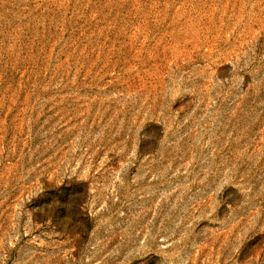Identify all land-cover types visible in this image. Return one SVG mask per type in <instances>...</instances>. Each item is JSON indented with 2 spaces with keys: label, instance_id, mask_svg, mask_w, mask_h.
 <instances>
[{
  "label": "rangeland",
  "instance_id": "obj_1",
  "mask_svg": "<svg viewBox=\"0 0 264 264\" xmlns=\"http://www.w3.org/2000/svg\"><path fill=\"white\" fill-rule=\"evenodd\" d=\"M0 264H264V0H0Z\"/></svg>",
  "mask_w": 264,
  "mask_h": 264
}]
</instances>
